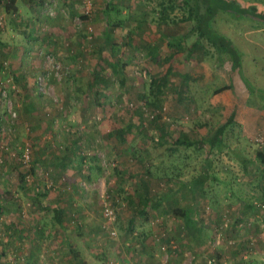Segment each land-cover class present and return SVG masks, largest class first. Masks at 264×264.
I'll list each match as a JSON object with an SVG mask.
<instances>
[{
  "label": "rangeland",
  "instance_id": "374dc122",
  "mask_svg": "<svg viewBox=\"0 0 264 264\" xmlns=\"http://www.w3.org/2000/svg\"><path fill=\"white\" fill-rule=\"evenodd\" d=\"M238 1L264 11V0ZM186 16L182 0H3L0 249L12 213L31 230L36 214L49 226L57 207L54 238L84 262L105 249V258L156 264H264V164L255 159L264 148V25L216 16L213 26L242 51L241 70L231 71L205 39L187 53L197 34ZM184 34L183 50L167 46ZM167 66L157 93L151 81ZM245 99L257 119L242 125L235 112L211 148Z\"/></svg>",
  "mask_w": 264,
  "mask_h": 264
},
{
  "label": "trees",
  "instance_id": "16d2710c",
  "mask_svg": "<svg viewBox=\"0 0 264 264\" xmlns=\"http://www.w3.org/2000/svg\"><path fill=\"white\" fill-rule=\"evenodd\" d=\"M185 8L187 9L186 20L193 22L192 31H195L197 34V39L193 44L188 48V52L193 51V48L197 46H201L200 39H205L211 46L214 47L216 53L222 58L221 60H227L230 62L231 71L241 70L242 68V51L234 44L232 39L225 35L224 33L218 31L214 26V19L218 14H227L232 18L239 19H247L257 24L264 25V11L258 10L255 6H252L250 3H239L238 0H182ZM3 0H0V4H2ZM171 9H173V5H170ZM188 35L184 34L182 36H172L170 40L167 42V46L174 49L175 51L183 50L181 47L182 40H185ZM172 58V53L166 54L163 56V60L168 63ZM171 72V68L167 66L165 76L159 81L152 80V84L156 83L157 93L161 92L162 85H165L167 76ZM157 82H161L157 84ZM243 82L246 88L253 97L256 88L250 83V81L243 77ZM229 87V85L227 86ZM226 87V88H227ZM259 90V97L263 101L261 105L258 107H264V89ZM248 104L254 106L252 99L247 102ZM235 116V109H233L226 122L220 125L213 133V135L206 141L211 148L216 146H221V136L224 133L227 125L230 120H233ZM177 144H184L186 146H195L196 144H202L200 141L196 143L192 140H177ZM255 159L264 164V148L261 150H257L255 153ZM165 167V166H164ZM162 167V168H164ZM161 168V169H162ZM160 169V171H161ZM164 169H162L163 171ZM167 171L166 169L164 170ZM203 179H197L198 183L202 184L206 181V177H202ZM44 193L37 192V197H35V201L38 202V196H42ZM54 210H58L57 207H54ZM176 214H179L183 217V223L186 224L187 228L191 226V220L187 210H183L180 208L175 209Z\"/></svg>",
  "mask_w": 264,
  "mask_h": 264
},
{
  "label": "crops",
  "instance_id": "0c3cea01",
  "mask_svg": "<svg viewBox=\"0 0 264 264\" xmlns=\"http://www.w3.org/2000/svg\"><path fill=\"white\" fill-rule=\"evenodd\" d=\"M230 38L233 40L232 37ZM248 100L249 99H245L244 101L245 104L243 107H240V109L238 107L239 104L237 101L233 103L235 106H237V108L235 109L236 120L240 123L244 122V124L245 125L247 124V126L248 124L253 123L255 119H257L258 117V116H255L256 109H254L252 105L247 103ZM244 116H245V119H247L246 117H249V116H252V117L248 121H246L243 118ZM72 144L74 145L75 142L72 141ZM54 212L58 214L56 216L52 215L53 220L49 222V224L51 223L49 226L44 221L42 215L36 214V219L38 223L31 230H28V228L27 229L25 228V227H28V225L26 224L27 219L25 220L23 219L25 217L24 214L14 215L12 213L10 215V218H8L6 221L8 230H7L5 248L0 249V264H156V259H150V258H141L137 260V262H136V259L135 261H132V260L126 259V257H113V258L107 257L105 258L106 251L105 249H102L101 247H99V249L100 250L102 249V253L100 251L101 255L97 257V259L90 258V259H86L85 262L84 260L81 261L77 256H75L74 253L71 252L70 246L66 247L68 246L66 245L67 242H65L64 240L62 241V239L57 241V238L56 239L54 238V237H59L62 234V232L60 231L61 229L59 227H63L62 221H61V218H62L61 210H57V211L55 210ZM10 221L11 223H9ZM29 224L31 226L33 225V223H30V222ZM89 231L93 235L98 233L96 226L90 227ZM89 231H86V234L89 235ZM74 235H76L75 228L73 229V236ZM64 239H65V235H64ZM51 242H53L52 244H50L52 247H48L50 246L48 245V243H51ZM58 244H60V246L62 247L65 244L66 249H62V250H65L64 254L62 255L65 256L64 258H67L66 260L61 259L59 255H57L55 251V246H57ZM76 244L78 245L79 242H77ZM74 246L76 245L74 244ZM44 247H47L48 250H51V251L42 255L40 254L39 250H44ZM3 254H5V256ZM41 255L43 256V258H45L43 261H41L42 259L38 258ZM81 259L83 258L81 257Z\"/></svg>",
  "mask_w": 264,
  "mask_h": 264
},
{
  "label": "built area",
  "instance_id": "2783aa9c",
  "mask_svg": "<svg viewBox=\"0 0 264 264\" xmlns=\"http://www.w3.org/2000/svg\"><path fill=\"white\" fill-rule=\"evenodd\" d=\"M104 214L108 217H110L111 215H113V210L110 208H105L104 210Z\"/></svg>",
  "mask_w": 264,
  "mask_h": 264
}]
</instances>
